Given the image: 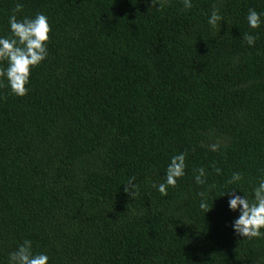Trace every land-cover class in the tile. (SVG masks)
I'll list each match as a JSON object with an SVG mask.
<instances>
[{"label":"trees","instance_id":"16d2710c","mask_svg":"<svg viewBox=\"0 0 264 264\" xmlns=\"http://www.w3.org/2000/svg\"><path fill=\"white\" fill-rule=\"evenodd\" d=\"M17 3L51 33L27 95L0 78V264L25 240L48 264H264V235H237L224 195L252 201L264 179V0H0V37ZM181 153L163 196L152 185Z\"/></svg>","mask_w":264,"mask_h":264},{"label":"clouds","instance_id":"9594fccd","mask_svg":"<svg viewBox=\"0 0 264 264\" xmlns=\"http://www.w3.org/2000/svg\"><path fill=\"white\" fill-rule=\"evenodd\" d=\"M166 0H151L152 8L163 10ZM159 5L158 7H156ZM184 10L187 11L193 7L192 0H183ZM23 4L17 3L12 9L9 17L11 37H0V62L7 61L6 69L0 68V78L7 79V86L10 87L11 93L23 97L27 95V85L30 81L31 70L38 67L48 55L47 43L50 39L51 26L47 17L42 13H37L34 18L24 17L17 19V13L22 12ZM261 13L254 9H249L247 21L252 29H257L261 25ZM219 8L213 6V11L208 18L207 23L215 28L218 22L222 21ZM242 39L247 45L254 46L257 37L244 33ZM0 86H3L0 84ZM223 141L217 139L216 142L208 145L212 152L220 150ZM226 147V145H225ZM186 153L175 155L171 158V162L166 169L165 183L159 185L153 184V188H157L159 193L167 196L169 186L176 187L178 178L185 175ZM217 174L221 169H214ZM198 175L195 176V182L198 185L207 183L205 169L198 168L195 170ZM242 179V174L235 172L228 184H235ZM135 177H130L124 188L125 193L135 199L139 194V185L134 183ZM210 187H215L214 185ZM232 194L229 200L231 210L240 211L239 217L234 221L233 228L237 235L244 238H260L264 233V179L260 180L258 186L253 189L254 199L250 201L246 196L241 197L235 195V190L226 192L224 195ZM202 197L199 207L204 212H209L210 208L207 203V193L200 192ZM222 195V196H224ZM49 257L46 254L32 251V242L25 240L18 248L9 254L8 264H48Z\"/></svg>","mask_w":264,"mask_h":264}]
</instances>
